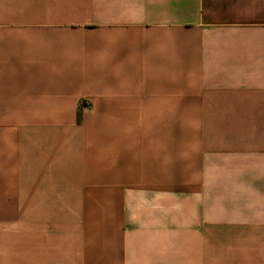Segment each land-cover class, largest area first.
<instances>
[{
    "label": "crops",
    "instance_id": "0c3cea01",
    "mask_svg": "<svg viewBox=\"0 0 264 264\" xmlns=\"http://www.w3.org/2000/svg\"><path fill=\"white\" fill-rule=\"evenodd\" d=\"M0 264H264V0H0Z\"/></svg>",
    "mask_w": 264,
    "mask_h": 264
},
{
    "label": "rangeland",
    "instance_id": "374dc122",
    "mask_svg": "<svg viewBox=\"0 0 264 264\" xmlns=\"http://www.w3.org/2000/svg\"><path fill=\"white\" fill-rule=\"evenodd\" d=\"M83 108L76 109L77 121L75 123H64L67 125L69 131H76L80 129V116L83 115ZM52 115H69L67 109H52ZM63 125V124H62ZM60 126L59 124H52V127ZM70 184H75L71 182ZM106 189H97L94 187H76L69 186L63 189L65 192L60 198L62 202L52 203L48 205H41V209L37 210V215H107L108 204L106 197H100L97 202L98 191ZM48 213V214H47Z\"/></svg>",
    "mask_w": 264,
    "mask_h": 264
}]
</instances>
